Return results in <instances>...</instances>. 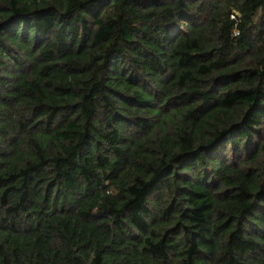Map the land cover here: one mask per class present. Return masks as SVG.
Masks as SVG:
<instances>
[{"label":"trees","instance_id":"trees-1","mask_svg":"<svg viewBox=\"0 0 264 264\" xmlns=\"http://www.w3.org/2000/svg\"><path fill=\"white\" fill-rule=\"evenodd\" d=\"M0 264H264V0H0Z\"/></svg>","mask_w":264,"mask_h":264},{"label":"built area","instance_id":"built-area-1","mask_svg":"<svg viewBox=\"0 0 264 264\" xmlns=\"http://www.w3.org/2000/svg\"><path fill=\"white\" fill-rule=\"evenodd\" d=\"M232 18H234V15H231Z\"/></svg>","mask_w":264,"mask_h":264}]
</instances>
